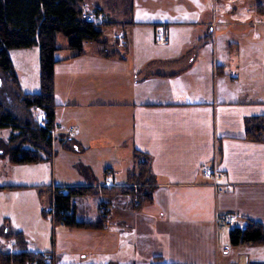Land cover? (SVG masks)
Here are the masks:
<instances>
[{"label": "crops", "instance_id": "crops-1", "mask_svg": "<svg viewBox=\"0 0 264 264\" xmlns=\"http://www.w3.org/2000/svg\"><path fill=\"white\" fill-rule=\"evenodd\" d=\"M181 2L191 18L135 21L128 8L126 18L113 20L93 4L120 29L124 45L114 41L108 55L100 44L85 43L77 56L65 42L58 45L49 156L33 163L24 182L1 185L36 191L40 226L13 234L20 232L26 251L47 255L49 264H264V239L230 242V231L247 221L264 227V140L249 139L246 125L264 117V12L257 10L264 0H211L208 12ZM137 27L151 31L126 34ZM158 37L166 42L156 44ZM33 116L44 123L40 112ZM2 130L7 139L11 130ZM93 144L121 163L96 177ZM135 152L147 156L146 183L129 179ZM61 163L68 172L57 181ZM204 166L222 174L217 187L202 176ZM74 186L107 192L71 198L75 220L96 226L54 221L53 189ZM139 186L148 198L109 191ZM10 243L16 250L0 245V253L19 252Z\"/></svg>", "mask_w": 264, "mask_h": 264}, {"label": "trees", "instance_id": "trees-1", "mask_svg": "<svg viewBox=\"0 0 264 264\" xmlns=\"http://www.w3.org/2000/svg\"><path fill=\"white\" fill-rule=\"evenodd\" d=\"M83 0H0V75L13 88V97L17 101L15 106L19 113L6 107L0 102V129L8 128L11 133L6 139L5 148H0L2 154L7 155L11 163H35L41 161L44 155L49 156L53 128V66L57 62L54 56L60 49L56 43L60 34L65 41L64 49L73 50V56L80 55L85 43L108 44L103 38V29L109 21L94 23L82 18L85 14L81 5ZM258 11L264 12V5H258ZM99 11L94 10L97 14ZM115 41H117L115 39ZM38 48L39 91L37 93H22L19 89L17 77L14 73L8 50L12 48ZM112 47V45L110 46ZM114 50H108L111 55ZM37 106L45 112L44 123L40 125L31 110ZM14 107V108H15ZM247 137L249 139H263L262 128L264 117L246 121ZM27 146V147H25ZM144 156V161L137 156ZM137 159L135 168L128 174L136 184L146 183L148 178L147 156L135 152ZM129 178V179H130ZM133 183V182H132ZM15 188L16 185L0 186ZM119 191L133 196L135 193L148 198L144 188H110L109 191ZM108 191V192H109ZM106 194L102 187L74 186L67 187L65 192L54 188L51 200V209L54 221L65 227H90L94 224L80 223L74 218L71 198L85 195ZM15 244L19 248L17 253H0L2 264H49L42 260L41 253L26 251L25 242L20 232L13 234ZM264 239V227L254 221H247L243 228H233L230 231V242L238 241L260 242Z\"/></svg>", "mask_w": 264, "mask_h": 264}, {"label": "rangeland", "instance_id": "rangeland-1", "mask_svg": "<svg viewBox=\"0 0 264 264\" xmlns=\"http://www.w3.org/2000/svg\"><path fill=\"white\" fill-rule=\"evenodd\" d=\"M181 0H83L82 1V7L87 9V11H84L85 14H94V10H92L93 4H96L98 6H101L103 10H105V13L108 15L109 19L117 20V19H123V16L126 18L128 11V8H131V10H134L132 14V18L135 21H147V20H156V19H178L179 18H191L192 14L187 12L188 8L185 7V5L179 3ZM189 3V6H192V3H195L197 6H199L200 11H209V3L211 0H183ZM224 1V0H221ZM238 0H235L236 2ZM262 1V0H261ZM226 3H234V2H227ZM89 9V10H88ZM124 14V15H123ZM100 17V21H105V18ZM194 18V17H192ZM106 19V20H109ZM99 19H95L94 23H100L98 21ZM120 29L117 28L116 25H109L105 26L103 29V37H105L108 41V43H112L115 41L117 36L119 35ZM132 33H142L151 31L149 28H127L125 29L126 34L129 32ZM117 40V39H116ZM119 41V40H118ZM64 38L58 34L56 43L60 46L64 43ZM152 42V40H151ZM94 44V43H92ZM98 44V43H97ZM115 44L117 45V41H115ZM109 47L105 46H98V49H101L102 53L106 54L108 52ZM124 45V44H123ZM96 46V45H95ZM84 48H88L87 45L83 46ZM155 50L163 49L162 46H155ZM105 49V50H104ZM61 50L56 51V55L59 56L61 54ZM8 56L10 58L14 73L17 77L19 89L22 93H37L39 91V70H38V48L37 46H32L28 48H12L8 50ZM0 102L6 107H9L15 112L19 113V110L17 111L15 106L17 105L16 99L13 97V88L8 83L5 82L4 79L0 75ZM15 107V108H14ZM32 115H37V113L32 108L31 110ZM120 138V139H119ZM118 140H121V137H119ZM0 148H5L4 145H7L6 143V133L0 129ZM4 141V142H3ZM120 146V143H119ZM93 151L91 154H93L94 159V170L96 177L101 176L102 172L104 170V166H114L121 163V157L120 156H113L110 157L109 151L102 152L103 148H96L93 144ZM114 148H116L114 146ZM98 149V150H97ZM123 149V148H122ZM110 150V148H109ZM121 156H126L129 154V152L125 149L123 153L119 150ZM66 154V153H64ZM3 155V154H2ZM137 159L140 161H144V156L139 155L137 156ZM137 159L134 161L135 165L137 162ZM33 163H11L6 158L0 157V186L3 185L5 182L7 183H22L24 182L28 176L30 175V171L32 167H34ZM47 170L46 166H44ZM60 169L58 168L57 164V170L56 171V180L58 181V178H64L67 176V169L65 168V165L61 163V166L59 165ZM147 177V175H146ZM41 180H45V182L48 181L49 184V172L47 173V177L45 174H43V178ZM134 179L130 178V181L133 182V184H136ZM142 184V183H138ZM97 188V187H96ZM142 188V187H137ZM133 188V189H137ZM4 190V191H1ZM28 190L29 192L33 193V199H31V194H24L23 191ZM31 188H2L0 189V245H4L9 251L16 250V248H10L11 243L15 241V238L11 236V233H14L15 229H23V230H29L31 228H37L40 226V215H39V200L34 198V195L36 191ZM46 195V194H45ZM44 195V197H46ZM42 200L46 201V199L42 198ZM41 200V201H42ZM135 201V199H133ZM95 209V208H94ZM93 212L92 210H89L90 214L96 212V209ZM101 209L99 210V212ZM100 215H104L100 213ZM54 218V217H53ZM27 240L28 242H33V238L30 237L29 233L27 234ZM44 254L42 255V257ZM47 256V255H45ZM48 261V257L46 259ZM0 264L1 261H0Z\"/></svg>", "mask_w": 264, "mask_h": 264}, {"label": "built area", "instance_id": "built-area-1", "mask_svg": "<svg viewBox=\"0 0 264 264\" xmlns=\"http://www.w3.org/2000/svg\"><path fill=\"white\" fill-rule=\"evenodd\" d=\"M224 1H227V2H234L235 0H224ZM82 18H84L85 20L87 21H95V19H99L98 21H100V17L101 15H99L98 13L97 14H82L81 16ZM102 19V18H101ZM117 45H120V46H123L124 44V41L121 37V35H119L117 38ZM119 40V41H118ZM166 42V39L163 38V37H158L155 39V43L156 44H164ZM105 50V49H104ZM35 111L37 112H40L43 116V118L45 117V112L43 110H41L40 108H38L37 106L33 107ZM43 123V121H42ZM66 132L69 134V135H73L74 132H75V127H68L66 129ZM201 174L202 176L205 178V179H208L212 182V184L217 187L218 186V183H219V180L221 178V173L215 169L213 166H204L202 167L201 169ZM50 213L53 214L52 212V209L50 208ZM101 214L104 213V210H101L100 211ZM220 220L228 225H231L232 224V217L228 214H223L221 215L220 217ZM47 259V256H43L42 257V260H46ZM25 264H32L31 262H28V263H25Z\"/></svg>", "mask_w": 264, "mask_h": 264}]
</instances>
